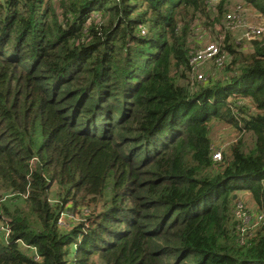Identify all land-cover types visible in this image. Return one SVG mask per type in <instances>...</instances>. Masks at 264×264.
<instances>
[{"label":"trees","instance_id":"obj_1","mask_svg":"<svg viewBox=\"0 0 264 264\" xmlns=\"http://www.w3.org/2000/svg\"><path fill=\"white\" fill-rule=\"evenodd\" d=\"M52 1L0 0V264H264L236 216L242 189L264 216V38L190 63L264 0ZM214 120L241 136L221 160Z\"/></svg>","mask_w":264,"mask_h":264},{"label":"rangeland","instance_id":"obj_2","mask_svg":"<svg viewBox=\"0 0 264 264\" xmlns=\"http://www.w3.org/2000/svg\"><path fill=\"white\" fill-rule=\"evenodd\" d=\"M52 3H55L57 5V8L60 6V0H53ZM242 4H238L237 1H233L231 5L228 6V11L226 12V18L223 19V23L227 28H223L222 26L217 24V27L211 26L210 28H207L204 31H201L199 29L197 33L198 41L200 42V48H204L205 46L212 44V43H218L220 46V42L224 41L225 39V33L229 32L231 35V40L234 43L242 44L244 46V50L248 51L250 50V39L247 36V32L250 30V28L258 27L262 28L264 30V17L255 12L250 7L242 6L240 9H242V19L238 24L230 25L228 23L229 15L236 14L235 11L239 9L238 7ZM264 38V33L262 34L260 39ZM221 47V46H220ZM224 60L226 61V57L224 54H222ZM199 73H202L204 76H216L219 75L220 69L219 66H216L213 60L204 59L201 61V63L196 68ZM195 71V73L197 72ZM193 73L192 75V82L196 81L197 75ZM212 127V139L214 143V149L215 152H221L222 158L223 153L228 152L230 149V146L233 142L237 141L239 137V134L237 133V130L225 123L220 122L218 120H214L211 122ZM245 143L247 148H251L253 146V140L250 134L245 135ZM55 190L53 189V194ZM51 195V198L54 199V195ZM240 199L242 200L244 204V211L248 215V220L245 222L240 218H237L240 222V228L241 230L247 234L249 232V229L253 230L252 226L253 223L256 221V217L259 214L257 211V206L255 205L251 193L247 189H242L238 191V194ZM9 198V195L5 196V200ZM63 221L65 222H72L77 223L81 220L80 215H71L66 212L63 214ZM30 253H32L30 251Z\"/></svg>","mask_w":264,"mask_h":264},{"label":"built area","instance_id":"obj_3","mask_svg":"<svg viewBox=\"0 0 264 264\" xmlns=\"http://www.w3.org/2000/svg\"><path fill=\"white\" fill-rule=\"evenodd\" d=\"M241 17L242 16L236 15V14L232 16L229 15V20H230L229 24L231 26L238 24L240 20L242 19ZM263 33H264V30L262 28L254 27V28H250V30L247 32V36L251 40L254 38L261 37ZM204 59L213 60L216 66H219V67H222L224 65V58L221 56V50H220V46L218 45V43L209 44L205 46L204 48L200 49L199 51H197L193 55V57L190 60V63L192 65L194 73L195 71H197L196 68L198 67V65ZM195 75H197L196 80L199 82L206 80V76H204L202 73L198 74V71L195 73ZM213 157L215 160H221L222 154L221 152H214ZM236 216L242 219L243 221L245 220V222L248 220V215L244 211V204L241 201L237 205ZM263 218H264L263 214L259 213L256 217L255 223L251 225L252 228L255 229L259 225V223L263 220ZM250 230L251 229H249V231Z\"/></svg>","mask_w":264,"mask_h":264},{"label":"water","instance_id":"obj_4","mask_svg":"<svg viewBox=\"0 0 264 264\" xmlns=\"http://www.w3.org/2000/svg\"><path fill=\"white\" fill-rule=\"evenodd\" d=\"M235 197H237V195H235Z\"/></svg>","mask_w":264,"mask_h":264}]
</instances>
